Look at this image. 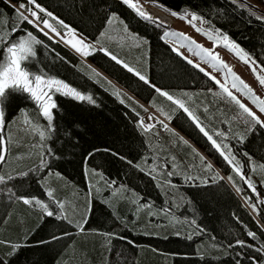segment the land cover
I'll list each match as a JSON object with an SVG mask.
<instances>
[{"label": "trees", "instance_id": "1", "mask_svg": "<svg viewBox=\"0 0 264 264\" xmlns=\"http://www.w3.org/2000/svg\"><path fill=\"white\" fill-rule=\"evenodd\" d=\"M145 1L154 3L165 11L195 13L203 17L209 31L220 30L226 33L232 41L264 65V21L257 20L250 14L252 10L242 7L238 1ZM253 1L259 3V0ZM36 2L83 36L94 42L99 40L101 46L108 48L122 60L142 65L143 71L145 65L148 66L147 77L151 84L176 97L180 90H208L217 86L204 72L173 51L172 46L164 39L169 26L140 18L121 0ZM21 3L27 4V0H0V32L5 31L9 35V27L13 25L32 31L44 42L43 45L36 46L37 56L31 65L32 71L47 73L65 81L82 94L91 95L95 103L55 93L57 108L53 110V127L49 130L50 138L46 141L50 167L39 168L37 172L29 169L27 177L15 175L16 179L0 185V240L5 241L0 245V257L7 264H58V261L66 264L69 259L66 251L76 240L77 229L43 214V218L40 215H30L21 221L24 214L23 203L11 197L7 188H12L16 196L43 199L55 210L45 195L44 177L51 171H58L86 189L84 165L87 163L102 171L107 180L115 181L113 185H125L131 194L142 198L141 201L151 203L156 208L170 206V212L184 222V229H187L181 233L170 232L166 235L119 231L120 220L112 209L102 200L93 198L85 228L97 235L100 232L115 234L112 236L115 243L113 252L117 257H112L107 264H252L250 257L264 261V256L251 248L229 247L230 244L235 245L236 240H244L257 247L264 246V200L258 199L249 188L242 186V197H251L250 202L246 199L248 204L255 203L260 210L252 213L223 176L234 175V172L186 114L179 110L173 112L175 105L104 54L96 52L84 60L61 41L48 39L32 25L21 23L16 11ZM113 16L115 19L109 24L107 21ZM125 26L127 32L124 31ZM101 33L104 35L101 36ZM22 34L25 33L17 32L13 35ZM133 36L137 39H132ZM138 42L140 47L136 46ZM92 69L101 74L99 82L89 76ZM113 87L120 90L131 104L121 103L112 91ZM150 101L160 103L164 112L173 116L172 120H167L171 126L201 149L219 170V176L224 177L215 182L213 179L208 180L205 185L185 183L181 177L171 176L173 181L178 182L177 193L182 198L180 206L176 208L170 204L171 196H168L174 194L173 190L166 195L163 188L158 186V179L153 181L116 156L102 151L110 149L144 167L143 162L150 154V146L138 125L143 117L149 115L150 109L145 104ZM20 110L27 111L35 121L41 120L33 102L24 95H18L7 106V122ZM223 126L226 127L224 123ZM246 137L240 142L237 136L231 135L228 142L233 153L246 162L247 157L243 154L247 152L253 159L264 164V129L257 126ZM96 149L101 151H96L89 158L88 154ZM38 167L39 164L31 169ZM258 192L264 199V189L259 187ZM193 220L195 225L191 223ZM197 228L203 231L198 233ZM248 231L255 232L256 239L248 237ZM65 232L68 235H63ZM53 235L63 238L52 241ZM189 235L192 239H188ZM40 241L51 242L42 244ZM10 244H20L23 247L10 257L7 255ZM105 253L107 254V250ZM102 261L106 263L101 256L93 264H101ZM79 264L86 263L81 261Z\"/></svg>", "mask_w": 264, "mask_h": 264}, {"label": "rangeland", "instance_id": "2", "mask_svg": "<svg viewBox=\"0 0 264 264\" xmlns=\"http://www.w3.org/2000/svg\"><path fill=\"white\" fill-rule=\"evenodd\" d=\"M235 1H238L240 4H247L248 6H251L247 8H249L252 11H256V7L254 8L253 5L251 4L253 3L261 10V11L259 10L256 11V13L258 15H264V7H262L256 1L247 0L251 3L246 2L244 0L243 1L235 0ZM139 3L143 6L145 10L147 5H152L150 3L148 4L147 2H143L142 0H139ZM28 7H32L33 10H36L40 15L41 20L48 19L49 22L52 23L54 27H56L57 31L61 32V34H64L65 29H63L57 23V20L47 17L45 13L39 12V10L35 9L34 6L32 5H28ZM155 7L160 11L162 10L156 5ZM17 8L18 10H23L24 12L28 13L26 10L20 9L19 6ZM166 12L170 14L172 17L171 16L169 17H171V19L174 18L175 21L171 25L167 24V26L169 27L166 28V32L174 31V32L184 33L187 36L192 37L199 44H202L207 48H214L215 52H218L221 58L224 61H226L233 68V70L240 77L243 78V80H245L249 85H251V87L256 91L258 95L261 96V98H264V88H262L258 84L255 76L253 75L249 67L245 65L243 62H241L232 52H230L226 48L222 46L215 47L213 41L209 40L206 36L197 32L196 28L192 26L194 24L196 27L209 31L205 26V21L202 22L197 20V21H193L192 24H189L188 19H182L180 17H184L188 15V18L190 19L189 14L191 13L180 14L175 12L177 13V15L173 16L171 14L173 13V11H165V13ZM28 14L30 15V13ZM1 26H2V22L0 21V27ZM40 27H43V24H41ZM45 31L50 33L52 37L59 39V37H55V34L52 33L49 29H45ZM1 32L0 34L4 36H8L7 32L5 31H3L2 33ZM77 33L83 36L78 31ZM85 38L87 39L88 42L95 43L94 41L88 39L87 37ZM164 39L172 46L173 49L179 48V51L183 53L182 57H187L188 59H191L194 63L199 64L201 68H204L206 72L210 73L212 76L217 77V79H220L223 82V72L216 71L210 65L201 61L199 57L193 55L191 52L188 51L187 46L182 47L181 44L184 43L183 41L179 40L176 37H171V36L166 37L165 35H164ZM63 44L66 47H68L70 50L75 52L69 45L65 43ZM96 46L101 47L100 44H97ZM245 52L249 53L246 50ZM250 56L254 58L251 54ZM79 57L83 58L84 60H87V58L82 57L80 55ZM118 58L121 59L119 56ZM256 62L258 65H261V63H259L257 60ZM128 64L131 67H134L136 70L140 71L142 74L147 76L148 66L145 65V71H143L142 65H138L135 63L132 64L128 63ZM95 71L97 72V70ZM257 71H260L259 67L257 68ZM261 74L264 75V72H261ZM89 76L94 80L97 81L100 80V77L95 76L92 70L89 71ZM116 90H118L116 87L112 88V91L114 93ZM233 91L234 94H236L238 98L241 99V101L245 105H247L253 111L257 112V115H260L261 119H264V114L259 113V111L255 108V106L251 104V102L246 97H244L239 92H235V90ZM119 92L121 93V95L118 97V99L120 101L123 100L124 101L123 103L131 104V101L120 90ZM219 92L220 89L218 88V86L208 90H202V89L180 90L177 98L184 100L186 105L195 112V114L200 118L203 125L206 127L207 130H209L210 133L224 132L226 134V139L218 136L216 138L214 136V138L217 139L218 142H221V140H223V143L229 144L228 140L231 137V135L237 137L238 134H243L245 136L248 135L249 132L246 131L248 125L245 124L244 122L245 119H247V117L246 114H242V109H240L239 106L236 105L235 103L231 102L226 96H224L223 94L216 95V93ZM184 93H188L189 95L185 96ZM54 95L55 93L53 94V99H54ZM145 106L148 109H150L149 115L143 117L142 119L146 124H152L154 125V127L147 132H145L144 129L142 128V131L146 136L148 144L150 146V154L144 160L143 166L147 168V166L151 164L162 165L164 163H168L170 165L168 169L162 171L158 169L159 175L157 176V179L159 183H162L165 180H170L172 185H174V187H169L167 184H164L162 188L163 191L166 192L167 194L170 192V190H173L175 195L168 194V196L169 197L171 196L170 204L174 208H176L180 206V203L182 201L181 196L177 193L176 186L178 185V182L173 181L170 177H166L165 175L166 171L169 170L173 171L174 174L172 176L181 177L185 181V183H200V180H207V181L212 180V178L216 176L217 173L220 174V172L214 166H213V171L211 172L205 170L204 165L201 164L199 160V156H197L196 153L198 152L199 154L203 155L206 158V161L210 162L213 165L211 160L185 134H183L182 132L171 126V124L167 121L168 120L167 117L164 115L165 112L163 110V107L160 105V103H157L156 101H150L147 102ZM205 109H207V111H205ZM25 113H27V118L32 121L33 125L39 126L41 130H45L46 137H49L48 122L44 117L40 115V113L39 116L41 117V120L36 119L35 121L27 111L20 110V112L17 115H15L11 120L7 122L8 134L12 137V142L9 144L7 163L4 164L3 169L0 170V174H3L5 176L9 174L15 176L21 172H27L29 169L34 167V165L40 164V157L38 153L41 152L45 153L47 159L49 160L48 154L46 153V149H47L46 141L48 138L41 141L39 140L38 134L36 132H31V133L22 132L23 127H25V125L23 124V121L25 119ZM149 116L153 117V119L149 120ZM159 121H163L164 123L168 124L169 128L174 130L175 133L178 134V136H182L185 140H187L189 142V145H191V147H189V145H185L182 142H180L178 137L174 136L172 132L163 128L162 125L159 123ZM223 123L225 124L226 127L223 126ZM51 125H52L51 129H52L53 121L51 122ZM33 145H42V147H33ZM193 149H195L196 151L194 152ZM173 156L175 157L174 162L171 160V157ZM236 158L244 166L243 167L244 174L246 176H250L252 181L255 183L256 185L255 194L257 195L258 193L256 197L260 200H264L261 194L258 192L259 187L264 189V182H262L264 181V171L257 169L256 172H252L249 168L248 158L246 162L237 156ZM252 161L255 162L257 165L262 164L253 158ZM173 163H175L177 167H171ZM90 169H95V168L85 163L84 171L86 176V186H85L86 189L83 188V186H81L80 184H76L68 180L58 171L49 172L43 179V184L45 189L49 187L55 189L56 190L55 194L57 198L60 199L62 202H65L66 214L74 222L80 221L82 218H84L85 210L89 206V200L91 202L90 203V207H91L93 203V198H97L102 201L105 200L108 201L107 205L112 209L116 217L120 220V225L118 226L119 231L131 230L136 234L166 235L170 232L181 233L187 230L184 229L186 228L185 223L179 220L177 217L174 216L173 213L170 212V206L166 205V207H164L165 209L156 208L153 205H151V203L141 201L139 199L140 197L136 196L134 193L131 194L129 191L117 192L116 195H112V193L116 190L117 186L112 185L111 188L108 187V185L104 181L100 180L99 177L93 176L89 171ZM54 173H59L60 177H63V179L55 176ZM186 175L192 176L194 178L199 177L200 180L193 179L192 181H187L185 180ZM223 176L227 179L229 175L227 176L223 175ZM231 176L234 182L236 180V183H234L233 185V183L228 181V179L227 181L232 185V187L236 192H237L236 190L237 187H239L241 190L243 185L247 187L244 181H242L239 178V176H237L235 173L234 175ZM90 183L92 185H95V187L90 188ZM97 188L99 189V192L96 191ZM240 192L241 191L237 193L239 194V196L242 197ZM137 200L139 201L138 203L133 202ZM243 200L245 201L251 212L255 214L256 210H254L248 204L246 199L243 198ZM144 203L150 204L151 208L150 209L141 208L140 205ZM22 205H23L22 212H24V214L20 218L21 221L30 215H40V217L43 218L42 212L38 207L24 205V204ZM176 224L179 226H177ZM153 229L156 230L157 232L153 231ZM101 234L102 232H100L99 235L94 234L92 231L88 229H86L85 233L82 234L77 230L76 240L70 244V246L66 251V254L69 257L66 264H79L81 261H83L86 264H93L101 256L105 258V262H106L105 264H107V262L112 257H117V254L113 252V247L115 243L112 236H115V234H113L111 237ZM106 250H107V254L105 253ZM101 264H104V262Z\"/></svg>", "mask_w": 264, "mask_h": 264}, {"label": "snow or ice", "instance_id": "3", "mask_svg": "<svg viewBox=\"0 0 264 264\" xmlns=\"http://www.w3.org/2000/svg\"><path fill=\"white\" fill-rule=\"evenodd\" d=\"M121 2L124 5H127L130 9L134 10L136 15H138L140 18L153 21L155 22L158 18L154 17L150 13H148L143 6L139 3V0H121ZM235 2V0H234ZM259 4L264 5V0H259ZM28 5L34 6L35 9H38L39 12H43L46 14L47 17H50L54 20H57V23L65 29L64 34H61V32L57 31L56 27L53 26L52 23L49 22L48 19L41 20L40 15L36 10H33L32 7H28ZM242 7H251L247 4H242ZM20 9L26 10L28 13H30V16L34 19H30L29 15H25L23 11H17L18 19L21 23H27L29 25H32L34 28H36L40 33H42L45 37H48V39H54V37L49 36V33L45 31V29H49L52 33L55 34V37H59V40L63 43L69 45L77 54H79L82 57L88 58L94 55L96 52H100L104 54L105 56L109 57L112 61H114L118 65H122L124 69H126L129 73H134L136 77L139 78L140 81H143L145 84L149 85L154 89L156 93H158L160 96L165 97L168 101H170L173 105H175V108L173 109V112L175 111H182L188 119L192 122V124L198 129V131L207 139V141L210 142L212 148L219 153L220 157H222L223 161L230 166L232 172H234L239 178L244 181V183L247 185L249 189L253 193H256V185L252 181L250 176H246L243 171V165L241 162L236 158V156L232 152V148L229 144L223 143V140L221 142H218L217 139L214 138V136L222 137L226 139V134L224 132H213L210 133L209 130L206 129V127L203 125L200 118L195 114V112L190 109L184 100L175 97L174 95L170 94L167 91L162 90L161 88L157 87L155 84H151L148 77L144 74H142L140 71L136 70L134 67H131L127 62L124 60H121L118 58L117 55L113 54L108 48L106 47H97L96 45L100 43L99 40H97L95 43L88 42L87 39L77 33L75 29H73L71 26L64 23L63 20H59L58 18L53 16V13L48 12L46 9L41 7L36 0H27V4L21 3ZM259 8H256V11H258ZM256 11H252L250 14L254 15L257 20L264 21V15H256ZM173 16H176L177 13L173 12L171 13ZM2 15V14H0ZM190 19L188 18V15L184 17H180L182 19H188L189 24H192L193 21H202L204 22V18L195 14L191 13ZM115 19V17H111L107 22L109 24L112 23V20ZM43 24V27H40V25ZM196 28V31L201 33L202 35L206 36L209 40L214 42L215 47H224L230 52H232L241 62H243L245 65L249 67L253 75L255 76L258 84L264 88V75L261 74V72H264V65H258L256 60L250 56L249 53L245 52L243 48L240 47L238 43L235 41H232L230 37L226 34L221 32L220 30H216L215 32L206 31L199 27H196L194 24L192 25ZM9 35L4 36L0 34V168L3 167L4 164L7 163L8 159V151H9V144L12 142V137L8 134V124L6 119V109L11 100L15 99L18 95H24L26 99L33 102L34 106L36 107L37 111L40 113L42 117L46 119L48 122V129H51V122L53 121L54 114L53 110L57 108V104L55 103L53 99L54 93H59L64 96L72 97L76 100H87L89 102L95 103L91 95H84L80 91H78L76 88L71 87L68 83L65 81L58 79L54 76H49L47 73L39 72V71H32L31 65L33 60L37 56V50L36 46L43 45L44 42L40 40L37 35H35L32 31H26L24 29H19L16 26H10L9 27ZM124 31L127 32V27L125 26ZM17 32H24L25 34L14 36L13 34ZM104 33H101V36H103ZM166 37H176L179 40L183 41L184 43L181 44L182 47L187 46L188 51L191 52L193 55L200 58L201 61L204 63H207L210 65L213 69L216 71H222L223 72V82L220 79H217V77L212 76L210 73L206 72L204 68H201L199 64L194 63L191 59H188L187 57H184L186 59L187 63L192 65L193 67L199 69L201 72H204L205 75L209 76V78L215 82V84L220 89L219 93H216V95L223 94L226 96L231 102L235 103L239 106L240 109H242V114H246L247 119H245V124L248 125L246 131L251 133L254 132L259 126L260 129H264V119H261L260 115H257V112L253 111L251 108H249L247 105H245L241 99L238 98L235 92L241 93L244 97H246L251 104L255 106V108L259 111V113L264 114V98H261L260 95L256 93V91L249 85L245 80H243L242 77H240L233 68L224 61L218 52H215L214 48H207L202 44H199L196 40H194L192 37L187 36L184 33L180 32H174V31H168L164 34ZM132 39H137L136 37H131ZM137 47H140V43L138 42ZM173 51H176L177 54L183 56V53L179 51V48H174ZM260 68V71H257V68ZM95 76L100 77L101 74L99 72H96L95 69H92ZM99 82V81H98ZM109 84H111L110 81H108ZM117 97L121 95L119 90H116L114 93ZM185 96H188V93H184ZM124 101L121 100V103ZM147 111V109H145ZM207 111V109H205ZM164 115L167 117L168 120H172L173 116L169 113H164ZM153 119V117L149 116V120ZM159 123L162 125L163 128L167 129L168 131L172 132L174 136H177L180 142H182L185 145H189V142L185 140L182 136H178L177 133H175L174 130L170 129L168 124L164 123L163 121H159ZM23 124L25 127H23L22 132L23 133H31L36 132L38 134L39 140L43 141L46 138V132L45 130H41L39 126L33 125L32 121L27 118V113H25V119L23 121ZM139 127L143 128L145 132L150 131L154 125L152 124H146L143 119L139 122ZM247 137L243 134H238V139L240 142H243ZM33 147H42V145H33ZM191 147V145H189ZM51 150H49L50 152ZM96 151H101V149H96L93 152H90L88 154L89 158L93 157L95 155ZM102 151L109 152L111 155L116 156L119 160L124 161L127 165H129L132 168L137 169L141 173L148 176L153 181L157 180V176L159 175L158 169L165 170L170 167L168 163L164 164H151L147 166V168L142 167L139 163L128 159L126 156H121L119 153L112 152L110 149H103ZM195 152L196 150L193 149ZM40 157V164L37 169H30L29 171L37 172L39 171V168H49V162L47 159V156L45 153L41 152L38 153ZM197 156H199V160L201 164L204 165L205 170L211 172L213 171V165L210 162L206 161V158L196 153ZM246 156L249 160V168L252 172H256L257 169L264 171V164L257 165L255 162L252 161V157L245 152L243 154ZM55 158V157H54ZM171 160L174 162L175 157H171ZM171 167H177L175 163L171 165ZM90 173L93 176L99 177L100 180L104 181L108 187H112L113 184H115V181H109L104 176L102 171H99L97 169H90ZM173 171H166L165 175L166 177H171L173 175ZM29 175V172H21L18 174L19 177H27ZM55 176L60 177L59 173H54ZM17 177H14L12 175H3L0 174V185H5L8 183V181H12L16 179ZM63 179V177H60ZM193 179L200 180L199 177H192V176H185V180L192 181ZM213 182H215L217 179H224V177H220L217 173L216 176L213 178ZM228 181L235 183L232 180V176L229 175L227 177ZM264 182V181H262ZM207 180H200V184H207ZM164 184H167L169 187H174L172 185L170 180H165L162 183H159V187H163ZM199 186V185H196ZM95 187V185H92L90 183V188ZM237 192L241 191L239 187L236 188ZM55 189L49 187L45 189V195L48 198V201L51 202V205L54 206L55 211L53 209H50V203L45 202V200L37 198V197H26V196H16V193L13 191L12 188H7V192L10 194L11 197H15L17 200L21 201L24 205L29 206H35L38 207L43 216H46L48 218H54L60 221H63L67 223L68 225L74 226L75 229H77L80 233L84 234L86 229L85 226L88 223L87 220V214L91 211L90 207V200H89V206L85 210L84 218H82L80 221L74 222L72 219L69 218V216L66 214V205L65 202H62L60 199L57 198L55 194ZM97 192H99V189H96ZM129 191L125 185H118L116 190L112 193V195H116L117 192H124ZM167 195V193H165ZM138 195V194H137ZM258 195V193H257ZM142 199V198H139ZM246 199L250 202L252 200L251 197H246ZM105 204L108 203L107 200L103 201ZM134 203H138L139 201H133ZM190 202V201H189ZM250 206L257 211H260L257 208V205L255 203H251ZM141 208H151V205L148 203H144L140 205ZM193 225H195V220L191 222ZM198 233L202 232V229L197 228L196 229ZM63 235H68L67 232H65ZM102 235L111 237L112 233H102ZM247 236L251 237L253 240L256 239V233L253 231H248ZM63 236H57L53 235L51 237V240H58L62 239ZM188 239H192V236L189 235ZM51 241H40V243H50ZM5 241L0 240V245L4 244ZM239 247V248H251L254 251L260 253L262 256H264V246L257 247L253 244H248L244 240H236L235 245L230 244L229 247ZM23 247V245L20 244H10V251L8 252V256H14L16 252ZM238 255H242V253H238ZM250 260L252 261V264H264V261L256 260L255 257H250ZM0 264H7V261L0 257ZM58 264H61V262L58 261Z\"/></svg>", "mask_w": 264, "mask_h": 264}, {"label": "bare ground", "instance_id": "4", "mask_svg": "<svg viewBox=\"0 0 264 264\" xmlns=\"http://www.w3.org/2000/svg\"><path fill=\"white\" fill-rule=\"evenodd\" d=\"M243 1V0H242ZM254 7V6H253ZM255 8V7H254ZM157 11V12H156ZM159 12V13H158ZM148 13L153 14L155 17H157L159 19V21L161 22H165L168 23L169 19H171V17H168V15L164 14L163 12H161L158 9H148ZM161 13V14H160ZM168 18V21H167Z\"/></svg>", "mask_w": 264, "mask_h": 264}, {"label": "built area", "instance_id": "5", "mask_svg": "<svg viewBox=\"0 0 264 264\" xmlns=\"http://www.w3.org/2000/svg\"><path fill=\"white\" fill-rule=\"evenodd\" d=\"M148 4L150 3V4H152V5H147L146 6V11L148 12V9H153V8H155L156 9V7H155V5L153 4V3H151V2H147ZM21 11H23V10H21ZM24 12V11H23ZM24 14L25 15H29L28 13H26V12H24ZM29 17H30V19H34V18H32L30 15H29ZM169 17V16H168ZM175 21H174V19H169V22L167 23V24H169V25H171V24H173ZM50 34V33H49Z\"/></svg>", "mask_w": 264, "mask_h": 264}, {"label": "water", "instance_id": "6", "mask_svg": "<svg viewBox=\"0 0 264 264\" xmlns=\"http://www.w3.org/2000/svg\"><path fill=\"white\" fill-rule=\"evenodd\" d=\"M152 15H153V14H152ZM153 16H154V15H153ZM154 17H155V16H154ZM156 18H157V17H156ZM156 22H160V23H162V24H165V23L159 21V19H157Z\"/></svg>", "mask_w": 264, "mask_h": 264}]
</instances>
